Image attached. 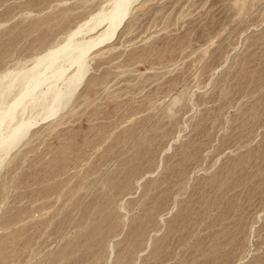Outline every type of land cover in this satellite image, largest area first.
<instances>
[{"label": "rangeland", "instance_id": "rangeland-1", "mask_svg": "<svg viewBox=\"0 0 264 264\" xmlns=\"http://www.w3.org/2000/svg\"><path fill=\"white\" fill-rule=\"evenodd\" d=\"M139 1L68 106L37 114L47 81L18 108L0 264H264V0ZM112 2L0 0V108Z\"/></svg>", "mask_w": 264, "mask_h": 264}, {"label": "bare ground", "instance_id": "bare-ground-1", "mask_svg": "<svg viewBox=\"0 0 264 264\" xmlns=\"http://www.w3.org/2000/svg\"><path fill=\"white\" fill-rule=\"evenodd\" d=\"M138 1L139 0H113L111 9L99 11V13L90 20L84 22V24L71 32L63 45L53 50H48L45 55L39 57L35 61L32 68L25 72H21V74H14L8 83L6 85L4 84L6 90L10 91L15 81L19 80L24 83L23 87H21V91L12 103L5 108H0V151L4 153L10 151L29 131L28 129L32 126L31 118L28 120L26 117V120H20L19 118V121H17L15 125H12V123L17 120L18 108L21 109L20 106H23L27 98H33L35 91L47 81H51L49 89H46V92L39 93L42 95L36 98L38 102L36 106L40 109L37 114H43L44 118L42 119L44 120L47 117L55 115L59 111L60 107L63 106L65 102L62 96V90L60 91L56 88V82L64 77L68 68L66 66L72 67L73 65H77L75 71L66 78L68 92H72L78 87L88 71L86 65L88 53L95 47L114 39L121 25L127 20L131 8H133L136 3L139 4L140 1ZM91 32H95L96 34L94 33L93 36L92 33L90 38L83 37V35V38H77V36L82 33ZM6 78L7 76L3 79ZM22 82H19L20 86ZM19 83L17 82V84ZM6 94H8V92ZM28 100L30 101V99ZM28 105H30V103H28ZM66 105L67 104H65L64 107H66ZM1 136H3V138ZM6 155L8 154H5V156Z\"/></svg>", "mask_w": 264, "mask_h": 264}]
</instances>
